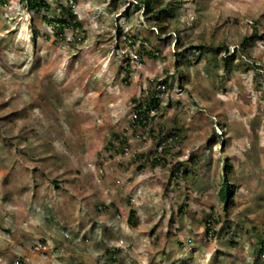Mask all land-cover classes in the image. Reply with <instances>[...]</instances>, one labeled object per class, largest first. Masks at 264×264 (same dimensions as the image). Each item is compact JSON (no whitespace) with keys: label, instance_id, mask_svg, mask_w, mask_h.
Here are the masks:
<instances>
[{"label":"rangeland","instance_id":"1","mask_svg":"<svg viewBox=\"0 0 264 264\" xmlns=\"http://www.w3.org/2000/svg\"><path fill=\"white\" fill-rule=\"evenodd\" d=\"M45 1L0 0V264H264V0Z\"/></svg>","mask_w":264,"mask_h":264},{"label":"trees","instance_id":"2","mask_svg":"<svg viewBox=\"0 0 264 264\" xmlns=\"http://www.w3.org/2000/svg\"><path fill=\"white\" fill-rule=\"evenodd\" d=\"M27 2H28V7L32 10L41 9V8L45 7L47 4L45 0H27ZM143 2H144V4L147 5L149 12H151V13L155 12L153 9V4H154L153 0H143ZM165 11H166V9L163 8V9H160L159 11H156V12L159 14H163ZM68 15H69V18H56V19H52V20L48 19L49 24L56 31V35L58 37H64L65 31L68 28H74V27L78 26L80 23L77 15L73 11V9H71V8L68 9ZM155 16H156V14H155ZM157 18H161V17L158 16ZM159 26H160V28H163L162 25H159ZM243 42L246 46L248 44H250L249 38H245ZM165 82L166 81H163L161 83H165ZM165 86L168 87V85H166V83H165ZM158 109H159V99H157V97H155V96H149L143 102H141L137 105L136 111H135V117L133 118V125L136 127L138 125L141 127L146 126L147 122H149L150 113L152 112V110H158ZM174 139H177V135L171 136V140L175 141ZM159 160H160L159 158L155 159V162H158ZM181 171H183V174H188V169L183 163H179L175 167V169L173 170V174L177 175ZM232 187H233V185H231L227 181V178H226L222 187H221V190H220V195H221L222 199L224 200V202L226 203L225 204L226 208H228V206H229L228 204L232 200ZM181 212H183V209H181ZM214 220H215V217L213 215V212L209 213L207 215V217L205 218V231H206L207 235L218 234V232L215 229H213L214 225L212 226V223H214ZM129 223L132 226H136V224H137V222L135 220V212L134 211H131V213H130ZM256 249H257L256 254L258 257L257 259H260V258L264 259V233L262 235H260L259 243L256 246Z\"/></svg>","mask_w":264,"mask_h":264}]
</instances>
